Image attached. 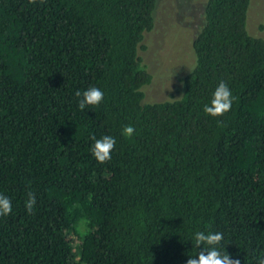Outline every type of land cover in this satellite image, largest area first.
<instances>
[{"label":"trees","instance_id":"16d2710c","mask_svg":"<svg viewBox=\"0 0 264 264\" xmlns=\"http://www.w3.org/2000/svg\"><path fill=\"white\" fill-rule=\"evenodd\" d=\"M156 4L0 0V194L12 203L0 264H186L198 231L223 233L219 250L241 264L264 256V38L248 31L250 0H206L178 95L147 101L139 49ZM221 81L234 99L213 117ZM90 87L104 100L80 110ZM105 135L116 144L99 163Z\"/></svg>","mask_w":264,"mask_h":264},{"label":"rangeland","instance_id":"374dc122","mask_svg":"<svg viewBox=\"0 0 264 264\" xmlns=\"http://www.w3.org/2000/svg\"><path fill=\"white\" fill-rule=\"evenodd\" d=\"M206 0H157L154 25L145 32L139 55L151 74L145 99L158 101L177 96L179 77L191 69V44L203 18ZM250 34L264 38V0H250L247 13Z\"/></svg>","mask_w":264,"mask_h":264},{"label":"clouds","instance_id":"9594fccd","mask_svg":"<svg viewBox=\"0 0 264 264\" xmlns=\"http://www.w3.org/2000/svg\"><path fill=\"white\" fill-rule=\"evenodd\" d=\"M29 3L35 4L36 0H29ZM43 3V0H41ZM79 97L78 107L80 110H85L86 107L92 106L97 107L104 100V93L97 87H90L83 93L77 91L75 93ZM233 97L228 85L221 81L216 87L213 97L209 104L204 106L205 113L217 117L222 116L231 109ZM134 133V127L131 125L125 126L123 134L131 137ZM92 148V153L95 159L99 163H105L111 159L112 150L115 147L116 141L112 136L105 135L99 139H96ZM36 204V196L34 193L29 192L25 201V207L28 213L33 212V208ZM12 212L11 200L0 194V216H7ZM224 239L223 233L220 232H208L198 231L193 237V246L202 249L195 255L189 256L186 264H241L239 259L230 258L229 253H223L219 250L218 246ZM198 257V258H197ZM256 264H264V256L257 259Z\"/></svg>","mask_w":264,"mask_h":264}]
</instances>
